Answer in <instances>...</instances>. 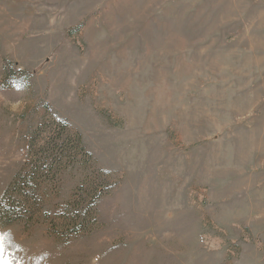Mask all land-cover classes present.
Segmentation results:
<instances>
[{"label":"rangeland","instance_id":"rangeland-1","mask_svg":"<svg viewBox=\"0 0 264 264\" xmlns=\"http://www.w3.org/2000/svg\"><path fill=\"white\" fill-rule=\"evenodd\" d=\"M0 264H264V0H0Z\"/></svg>","mask_w":264,"mask_h":264},{"label":"trees","instance_id":"trees-1","mask_svg":"<svg viewBox=\"0 0 264 264\" xmlns=\"http://www.w3.org/2000/svg\"><path fill=\"white\" fill-rule=\"evenodd\" d=\"M7 68H8V71H9V72L12 70V69L10 68V66H9V67L7 66ZM5 212H6V213H5V214H6L5 216L10 218V221H9L8 223L14 221L13 218H18V217L24 216V215H21L23 211H17V210H12V211H10V210H7V211H5Z\"/></svg>","mask_w":264,"mask_h":264}]
</instances>
